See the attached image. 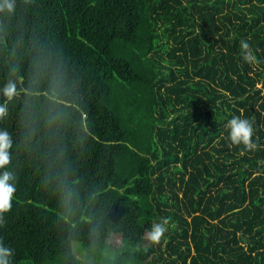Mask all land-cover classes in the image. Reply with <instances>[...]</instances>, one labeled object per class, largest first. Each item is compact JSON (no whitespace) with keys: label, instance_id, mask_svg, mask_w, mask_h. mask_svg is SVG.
Listing matches in <instances>:
<instances>
[{"label":"trees","instance_id":"trees-1","mask_svg":"<svg viewBox=\"0 0 264 264\" xmlns=\"http://www.w3.org/2000/svg\"><path fill=\"white\" fill-rule=\"evenodd\" d=\"M11 3L10 264H81L73 242L89 264H264V0ZM234 115L255 149L229 140ZM159 217L170 222L154 244Z\"/></svg>","mask_w":264,"mask_h":264},{"label":"clouds","instance_id":"clouds-1","mask_svg":"<svg viewBox=\"0 0 264 264\" xmlns=\"http://www.w3.org/2000/svg\"><path fill=\"white\" fill-rule=\"evenodd\" d=\"M11 0H4V3L0 5V9L12 10ZM239 47L241 55L245 62L253 63L256 57L245 39L239 41ZM6 96H12L15 94V85L9 83L4 89ZM3 109L0 108V112ZM225 128L228 130L229 140L236 145H243L245 149L252 150L256 148V144L253 141V125L252 123L240 116H232ZM11 146V140L6 132H0V169H3L9 162V148ZM12 176L8 171L0 172V215L5 213L11 208V201L15 192V187L10 183ZM170 218L159 217L156 221H153L148 229L145 231L146 239L151 243H159L168 231ZM11 249L0 245V264H10Z\"/></svg>","mask_w":264,"mask_h":264},{"label":"rangeland","instance_id":"rangeland-1","mask_svg":"<svg viewBox=\"0 0 264 264\" xmlns=\"http://www.w3.org/2000/svg\"><path fill=\"white\" fill-rule=\"evenodd\" d=\"M115 243L119 244V240H115ZM73 252L76 254L78 260L80 261L81 264H89L90 261L87 259L85 251L81 248V244L77 242H73L72 244Z\"/></svg>","mask_w":264,"mask_h":264}]
</instances>
